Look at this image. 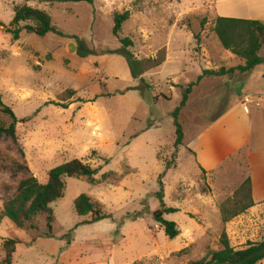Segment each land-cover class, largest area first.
I'll return each mask as SVG.
<instances>
[{
    "label": "rangeland",
    "instance_id": "1",
    "mask_svg": "<svg viewBox=\"0 0 264 264\" xmlns=\"http://www.w3.org/2000/svg\"><path fill=\"white\" fill-rule=\"evenodd\" d=\"M15 5L21 3L0 0V102L17 120L16 144L7 136L0 140V212L3 202L15 196L19 181L32 176L45 184L48 171L65 162L77 159L97 169L95 180L108 176L102 184L64 179L63 197L50 205V235L44 215L34 220V229L25 230L0 218V261L5 239L19 242L12 264H192L221 248L222 233L235 249L264 238V220L252 209L221 222V207L250 177L248 150L206 173L187 149L188 139L224 111L227 99L241 95L244 74L203 78L192 89L179 116L185 140L177 153L174 148L171 113L183 90L204 70L244 65L213 34L211 0L30 5L45 11L58 31L79 43L25 31L13 41L6 30ZM124 12L129 18L114 36L113 17ZM123 38L133 43L127 49L133 59L142 62L143 81L132 77ZM261 42L259 55L264 57V34ZM68 44L75 46L73 53ZM147 60L162 62L148 69ZM258 84L264 87V81ZM250 112L249 149H264V109ZM10 123L0 106V127ZM166 164H171L168 170ZM159 181L163 204L178 210L164 216L179 232L173 240L152 217L160 207ZM79 195L110 218L82 224L90 216L76 215Z\"/></svg>",
    "mask_w": 264,
    "mask_h": 264
},
{
    "label": "trees",
    "instance_id": "2",
    "mask_svg": "<svg viewBox=\"0 0 264 264\" xmlns=\"http://www.w3.org/2000/svg\"><path fill=\"white\" fill-rule=\"evenodd\" d=\"M12 3H21L13 7V17L9 23V28L6 30L11 35L13 41H17L20 33L25 31L27 34H34L37 37H44L51 33L60 37H67L79 43V39L75 36H66L58 31L52 24L50 16L42 10L29 6V3L36 4H55V3H81L85 2L92 4L94 0H8ZM129 18V13L115 14L113 17L112 34L117 36L121 29L122 23ZM212 32L218 39L221 47L242 59L244 65L237 66L225 70L221 68L217 71L204 70L196 83L189 84L182 92V100L179 106L171 113L173 125L175 127L174 148L177 149L183 143V130L179 123L181 110L186 106L188 97L192 89L198 85L203 78L208 77H224L238 71L241 74L250 72L258 65H264V57L259 55L262 49L261 36L264 34V25L256 20H244L233 18L217 17L212 21ZM3 24L0 22V27ZM198 41V37H194ZM120 44L123 47L124 56L128 60L129 68L134 79L142 78L144 73L140 70L142 62L134 60L131 53L127 50L132 47L133 43L128 38L120 39ZM81 45V44H80ZM77 54L83 56L84 53L77 51ZM151 62L148 69L157 68L162 60H147ZM73 92H70V95ZM1 111L11 119V123L7 128L0 127V140L7 136L16 144L15 125L17 120L10 108L0 102ZM18 168L27 169L26 166L19 164ZM171 164L165 165V170L170 168ZM98 173L97 169L91 168L89 165L80 160L74 159L65 162L47 173V181L45 184H40L36 178L29 176L19 181L16 187L15 196L3 202L0 218L8 219L17 229H34V220L39 216H45L46 227L51 232L53 222V211L50 207L52 203L61 199L65 190V178L81 179L84 178L90 184H102L106 182L108 174H103L100 180H95L94 176ZM160 190L156 193V198L159 201L160 207L152 214L153 221L163 230L164 236L169 240L175 239L179 232L173 222L164 219L165 215L178 212L174 208H166L163 204L162 183L159 181ZM254 206L251 194V179L247 177L245 181L233 193L231 199L220 209L221 222L228 223L230 220L243 214ZM74 210L77 216H90V220L82 222V224H93L99 221L109 219L105 215L101 207L92 202L86 195H79L74 200ZM18 240L5 239L2 242L4 257L0 264H12V255L15 251V246ZM221 248L211 252L208 256L196 263L192 264H259L264 260V238L260 242H247L241 249L232 248L225 233L220 237Z\"/></svg>",
    "mask_w": 264,
    "mask_h": 264
},
{
    "label": "crops",
    "instance_id": "3",
    "mask_svg": "<svg viewBox=\"0 0 264 264\" xmlns=\"http://www.w3.org/2000/svg\"><path fill=\"white\" fill-rule=\"evenodd\" d=\"M235 5H241L244 8H232ZM211 8L214 19L221 17L256 20L264 25V0H211ZM242 77L245 81L239 93L241 95H231L227 99L224 111L198 131L195 137L188 139L187 149L194 156L200 170L206 173L217 170L242 149L248 150V172L251 177V194L254 203L251 209L258 220L263 221L264 149L251 151L249 148L250 121H252L250 110L257 113L259 109H264V87L258 84L264 81V65L254 67ZM246 97L248 103L244 102ZM243 107L248 108L249 113H245Z\"/></svg>",
    "mask_w": 264,
    "mask_h": 264
},
{
    "label": "water",
    "instance_id": "4",
    "mask_svg": "<svg viewBox=\"0 0 264 264\" xmlns=\"http://www.w3.org/2000/svg\"><path fill=\"white\" fill-rule=\"evenodd\" d=\"M3 29H5V28L3 27ZM67 51L69 53H73L75 51V46L73 44H68Z\"/></svg>",
    "mask_w": 264,
    "mask_h": 264
},
{
    "label": "built area",
    "instance_id": "5",
    "mask_svg": "<svg viewBox=\"0 0 264 264\" xmlns=\"http://www.w3.org/2000/svg\"><path fill=\"white\" fill-rule=\"evenodd\" d=\"M244 102L245 103L249 102L247 97L244 99ZM243 110H244L245 113H249V109L248 108L243 107Z\"/></svg>",
    "mask_w": 264,
    "mask_h": 264
}]
</instances>
